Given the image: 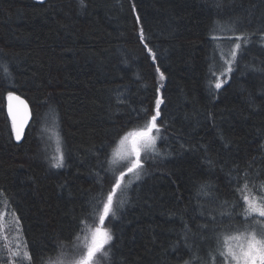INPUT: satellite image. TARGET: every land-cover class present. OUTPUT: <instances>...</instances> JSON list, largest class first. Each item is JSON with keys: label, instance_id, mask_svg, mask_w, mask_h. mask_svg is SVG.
I'll return each mask as SVG.
<instances>
[{"label": "trees", "instance_id": "16d2710c", "mask_svg": "<svg viewBox=\"0 0 264 264\" xmlns=\"http://www.w3.org/2000/svg\"><path fill=\"white\" fill-rule=\"evenodd\" d=\"M85 3L0 0V210L14 218L24 249L9 262L0 229V260L57 264L60 252L99 226L113 171L123 167L110 163L109 145L142 124L137 113L154 111L160 98L163 155L143 156L142 179L123 197L118 191L126 203L117 219L105 220L113 240L100 264H200L196 257L213 241L197 239L200 247L190 251L184 223L193 232L208 223L211 237L213 228L225 230L221 220L242 219L243 209L232 206L244 195L264 199V72L252 70L264 68V0ZM240 33L250 42L243 48L241 41L243 55L217 91L211 73L219 75V53ZM9 91L32 111L18 145L5 110ZM48 129L59 137L60 169L49 166L56 146ZM245 173L250 183L241 192ZM205 182L210 194L198 195ZM225 201L232 217L220 215Z\"/></svg>", "mask_w": 264, "mask_h": 264}, {"label": "snow or ice", "instance_id": "6c2138e0", "mask_svg": "<svg viewBox=\"0 0 264 264\" xmlns=\"http://www.w3.org/2000/svg\"><path fill=\"white\" fill-rule=\"evenodd\" d=\"M37 3L43 5L45 0H37ZM78 3L81 9L86 7L85 0H78ZM133 11H136L135 5H133ZM136 20L137 22L140 21L139 15L136 16ZM228 30L233 31L234 29L230 28ZM261 38L264 39V32L261 33ZM140 39L142 42L145 41L143 28L140 30ZM213 39H216V37L213 36ZM234 39V45L227 55L221 54L224 57L223 62L226 67L220 71L219 75L215 71L211 73V75L216 76L214 88L217 91L223 87V83L227 82L226 80L222 82L220 76H227L233 72V65L237 63V54L243 55V48L247 47L251 37L246 33H240ZM241 41L243 42V48ZM144 46L153 63H155L157 60L156 53L148 47L147 43ZM252 70L264 72V68H253ZM5 71L7 72V69ZM156 71L159 73V79L161 81L164 80V72L159 67L156 68ZM209 84L211 87L213 82L209 81ZM157 92H159V88H157ZM7 101L12 132L15 134L16 140L20 141L31 116V111L26 100L22 99L19 95L13 94L11 91L7 94ZM117 102L123 103L119 97L117 98ZM162 103L163 100L157 98L154 111L150 112L148 109H144L143 116L137 113L139 119L142 120V124H138L136 127L125 131L115 141L114 147L109 145L112 149L110 163L114 166L123 165V167H116L113 171L115 177L114 183L107 192L106 198L101 201L102 212L99 213V226L87 228V231L90 233V242L86 240L87 251L79 261V264H100V261L108 256L106 246L113 240V235L109 229L103 227L106 218L111 217L113 220L118 218L117 208H123L126 203V200L120 197L126 195L127 189L131 187L132 183L142 179L146 162L142 159V154L148 159L163 155L157 148V141L163 138L161 134L163 123L158 124ZM55 151L56 154L48 158L49 166L60 169L65 166V157L59 147V137H57ZM128 174H133L134 179H130L125 183V176ZM249 183L248 174L245 173L243 188L238 184L237 190L243 192L244 189L249 187ZM261 187H264V183L261 184ZM210 188L211 185L209 183H202L199 187L198 195H209L208 189ZM118 191L120 197L117 196ZM232 207L243 209L240 213L242 219L237 222L221 220L220 224L226 226L225 230L218 231L216 228H213L211 237H209L207 232L209 228L208 223L199 225L198 227L202 230L199 232H193L187 223H184L181 239L184 241V246L190 251H195L200 247L197 239L204 241L210 238L213 241V245L209 246L208 251L204 255L196 257L200 261V264H264V199L257 201L250 195H244L243 203L233 205ZM97 211L99 210L97 209ZM220 215L222 217L233 216V213L228 210L227 201H225V206L222 207ZM211 222L213 225L217 223L215 215L212 216ZM24 256L27 257L28 253L25 252ZM0 264H4V261L0 260ZM184 264H191V260L184 261Z\"/></svg>", "mask_w": 264, "mask_h": 264}, {"label": "rangeland", "instance_id": "374dc122", "mask_svg": "<svg viewBox=\"0 0 264 264\" xmlns=\"http://www.w3.org/2000/svg\"><path fill=\"white\" fill-rule=\"evenodd\" d=\"M234 42L229 43V47L222 49L221 54L227 55V53L230 51L231 47L234 45ZM219 53V60H218V67H219V74L220 71L223 70V68L226 67L223 60L224 57H222ZM224 76H220L221 78ZM49 131H46L47 137L51 139L55 146L57 147V134L55 130L48 129ZM54 146V147H55ZM144 155L142 154V157ZM114 166V165H113ZM116 166V165H115ZM128 179L125 181L127 183L130 179H134L133 174H128ZM127 176V175H126ZM0 229H1V240L5 244V249L9 253V262L12 261L14 256H17L21 254L24 249L22 246V243L19 240V237L16 235L18 234V228L17 224L12 217V215L8 212H6L5 209L0 210ZM86 240L87 242H90V233L86 235L84 238H82L79 243L75 244L73 247L69 248L67 251L60 252L57 257L55 258V261H58L57 264H79V261L82 259V257L86 254L87 248H86ZM12 246V247H10Z\"/></svg>", "mask_w": 264, "mask_h": 264}, {"label": "water", "instance_id": "95a60500", "mask_svg": "<svg viewBox=\"0 0 264 264\" xmlns=\"http://www.w3.org/2000/svg\"><path fill=\"white\" fill-rule=\"evenodd\" d=\"M34 3H36V4H39V3H37V0H32ZM47 0H45V2H46ZM16 95V94H15ZM21 97V96H20ZM22 99H24L23 97H21ZM25 100V99H24ZM27 102V101H26ZM28 103V102H27ZM29 105V104H28ZM7 106H8V101H7V99H6V107H5V110H6V114H7V117H8V120H9V122L11 123V118L8 116V110H7ZM29 109H30V111H31V108H30V106H29ZM31 121H32V111H31V116H30V118H29V121H28V123L26 124V126H25V129H24V134H23V136H22V138H21V140L20 141H17L16 140V138H15V134L12 132V136H13V140H14V143L15 144H21L22 143V141H23V139H24V137H25V133H26V131H27V129H28V127L30 126V124H31ZM12 129V128H11Z\"/></svg>", "mask_w": 264, "mask_h": 264}]
</instances>
